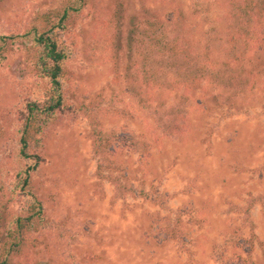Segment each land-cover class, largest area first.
<instances>
[{"label":"rangeland","instance_id":"rangeland-1","mask_svg":"<svg viewBox=\"0 0 264 264\" xmlns=\"http://www.w3.org/2000/svg\"><path fill=\"white\" fill-rule=\"evenodd\" d=\"M60 1L0 0V34L23 32L36 13ZM262 1L88 0L66 35L67 94L73 104L107 107L100 125L116 136L105 159L77 109L43 136L41 162L30 173L43 218L28 228L23 263L264 264V34L260 44L250 39L264 28ZM247 7L252 17L241 15ZM155 18L168 37L178 35L196 52L207 76L236 50L246 64L237 69L247 76L246 91L235 96L220 77L216 86L196 81L167 93L144 91L148 66L156 76L161 66L152 54L139 58L138 41L148 39L139 31ZM246 22L250 29L238 31ZM133 23L139 31L129 50L125 33ZM28 48L13 44L0 63V173L11 214L21 211L27 192L14 191L25 165L15 158L11 116L46 85ZM254 67L261 72L244 69ZM133 136L148 150L132 148Z\"/></svg>","mask_w":264,"mask_h":264},{"label":"trees","instance_id":"trees-1","mask_svg":"<svg viewBox=\"0 0 264 264\" xmlns=\"http://www.w3.org/2000/svg\"><path fill=\"white\" fill-rule=\"evenodd\" d=\"M87 2L88 0H61L54 8L36 13L23 32L0 34V63L10 52L13 44L27 42L29 44L27 51L35 70V76L46 84L42 89L31 91L25 101L24 108L17 117L15 114L13 117L11 116L12 120L16 118L15 121H17L14 132L17 136L18 156L15 155V158L16 161H23L25 165L24 167L20 166L16 173L18 176L14 191L18 188L20 191L26 189L27 192L25 195L23 194L26 199L21 211L11 214L9 204L12 199L6 198L3 192L6 176L3 172L0 173V223L2 222L0 224V264H25L20 257L26 254L31 247L28 228L33 224L37 225L43 218L41 202L30 189V173L41 162L40 148L43 136L55 126L58 117L74 113L76 109L85 115L89 127V138L94 145L93 149L96 153H101L105 159L107 158L105 154L107 150L105 149L116 136L114 130L105 131L100 125L99 116L108 111L107 107H100L98 103L97 105L94 103L73 104L71 98L68 97L71 91L69 88V71L66 67V61L69 58V45L66 43V35L74 18ZM248 6L250 9V5ZM260 6L261 9L264 8V0ZM249 9L248 7L246 10L241 8V15L252 17L253 12L250 13ZM153 20L147 21L140 31L138 30L139 24L133 23L132 26L129 25L125 33L126 46L129 50H132L131 41H137L136 34L138 31L143 37L148 38L146 41H144L145 39L138 41L139 45L142 46L138 53L139 58L144 61L152 54L156 59H153L152 62L156 61L161 66L157 76L150 71L153 66H148L142 77L144 91L157 90L167 93L176 90L177 86H190L196 81H205L216 86L217 82L212 81L218 80L219 77L224 81H230L236 92L235 96L242 95L246 91L247 76L244 71H237V69L242 68L239 66L240 64L243 67L246 64L236 50L233 49L229 56L223 60L225 67L220 68L221 71L215 70L213 75L207 76L206 70L203 68L207 65L198 59L196 52L190 46L183 44L178 35L168 37L160 20L157 18ZM246 24V26L240 25L238 31L250 29L251 24L248 22ZM263 34L264 28L258 30L257 34L251 35L250 39L254 41V44H260V41L263 40ZM231 38L240 42V37L232 36ZM145 42L148 43L145 44ZM252 48L255 53H258L259 49L255 45ZM258 58L261 57L258 56ZM233 65H237V67L233 68ZM244 69H247L246 72H261V67H254V70L251 68ZM171 70H174V74L169 77L167 75ZM240 84L241 87L235 88ZM231 97L232 99L236 98ZM178 101H182V98H177ZM142 104H144L143 101ZM158 106L161 105L157 104V112H159ZM179 106L178 108H180ZM158 118H160L159 115L155 117L157 123ZM175 125L176 123L173 124V127ZM170 128L171 125L162 126L164 131H168ZM172 129L174 130V128ZM1 139L2 135H0ZM132 141V148L138 147L142 151L148 150L149 144L145 140L136 136L132 138ZM12 226L14 229L11 230Z\"/></svg>","mask_w":264,"mask_h":264}]
</instances>
